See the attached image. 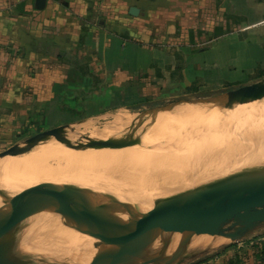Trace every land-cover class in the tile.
Returning <instances> with one entry per match:
<instances>
[{
  "label": "rangeland",
  "instance_id": "1",
  "mask_svg": "<svg viewBox=\"0 0 264 264\" xmlns=\"http://www.w3.org/2000/svg\"><path fill=\"white\" fill-rule=\"evenodd\" d=\"M49 1L52 2V0ZM53 1L59 3L60 0ZM252 1L244 0L243 7H239L236 11H234V7L224 6L227 11H225L227 17L224 20L228 23L229 31L226 33L222 31L223 33L219 32L215 35L205 34L210 31L213 32L220 27V24L217 23L220 20L219 9L222 7V0L218 2L220 5L207 2L208 5L206 4L207 6L204 8H196L195 6L189 8L181 7L178 0H132L130 5L139 9V14L136 17L128 15L129 6L123 4V2L111 7L99 6L95 8L92 6L86 9L73 7L71 12L74 15H71L72 17H69V19H65L66 28L64 29V35H56L55 27V31L51 30V33L54 34L41 36L45 40L35 41V45L31 43V45L38 46L40 50L31 51V63L27 66H20L21 70L17 72V76L20 79L19 83H17L18 88L9 91L8 86H0V152L29 138L33 134L56 127L68 126L58 132L61 135L59 139L50 142L49 146L43 151L38 153L30 152L21 156L23 157L21 159L2 162L15 165L21 162V165L28 163V166H31L34 163L33 161H35L33 165L37 162L40 165L44 160V162H47L49 160L48 157H53L58 150L60 153L62 147L65 149L69 147L67 150L71 148L70 151H77V147L81 149L88 144L91 136L95 134L93 136L95 137L98 132L106 131V129L112 127L110 131H106V137L103 136L105 145L99 151L100 156L98 159L94 158L101 169V174L98 177L102 180L94 184V186L91 185L93 188H90L81 184L78 187L77 184L79 183L76 184L75 180L66 179L67 177L71 178L70 176H66L65 179L68 183L65 180L66 184H64L65 182L62 180L64 177H59L61 179L58 182H63L59 183L61 185L59 191H56L58 188L52 190V187H56V183L58 184L57 177H55L56 181L51 179L53 182L51 184L53 185L55 181V185L50 186V188L43 185V189L40 191L41 186L36 184L37 180L33 182L35 183L34 185L29 182L25 184L23 181H20V183L15 181L19 185H22V183L24 185H27V183L31 184L33 186L31 188L27 185L31 191L29 189H21L26 186L22 185L23 187H19L18 184V188L15 187L16 184H14L15 189L13 185H11V188L10 183L7 184L8 187L4 188L3 186L5 191H1L5 182L2 184L0 181V195L11 197L17 203H26L30 200L31 206L36 208H39L40 203H42L53 209H85L93 211L110 221L122 222L125 219H123L121 213L119 214V211L123 209V204L118 201L121 193H116L121 189L119 187L112 188L113 190L110 189L115 194L111 195V192H108L110 187L107 186V183L119 179L117 182L125 180L138 182L139 187L146 185L170 186L171 178L174 174L177 176L182 174V176L187 178L189 175L188 171H193L194 164H196L195 158L197 161L200 158L199 155L201 156V145L202 149L204 148L205 151L211 152L213 150L209 148L210 144L216 145L228 140L227 138L224 140L215 139L218 138L217 136L221 132L223 134L227 133L225 135L229 136L230 138H228L232 141L234 138L238 139L239 133L241 134L244 131L246 124L249 128L251 127V131L245 129L248 133L258 129L263 122L262 120L258 126L253 125V127L246 122L245 124L242 121V117L228 119L229 121L225 119L229 123L241 125L242 131L239 132H233L232 128H228V126L229 131L225 132L220 127V124L217 123H213L212 126L211 124L204 126L200 124V120L197 122V119H195L190 124L186 120L187 124L180 125V127L179 125L171 126V128H174L172 130L168 127L165 131L164 127L165 133L162 130L164 135L160 137H163L160 149L147 147L145 142L148 134L143 133L139 129H135L130 133L121 130V126L124 123H138L131 114L145 116L150 109L166 102L179 99L206 98L222 91L252 84L263 79L264 35H258V33L264 31V25L259 27L253 24L264 17V8L262 6H260V9L258 6L251 8ZM254 1L264 4V0ZM35 10L38 11V9ZM140 10H142L141 13ZM37 11L31 12V19L35 17L34 15H37ZM232 12L235 13L232 14ZM231 17L235 25L229 23ZM99 20L103 21V27L98 24ZM88 26L92 27L95 32L105 30L116 33L117 35L111 36L134 42V44L148 51L138 49L126 42L123 48L119 50L122 51V55H124L128 63L118 69L113 68L114 66L109 68L104 63L102 56L97 52L99 42L107 40V38L102 39L98 35H92L87 44L85 42L87 39L85 33ZM235 26L237 27L236 29ZM233 29L234 31L232 32L231 30ZM37 30L42 33L43 26L38 25L35 31ZM130 32H132V35H128ZM184 32H189V34L191 32L193 35H181ZM116 49L118 48L112 47L111 50ZM22 52V49H19L18 54L20 57L23 56ZM130 65L133 67L140 66L142 70L132 74L129 71ZM148 66L150 67L147 70H143ZM81 87L92 90V94L86 95L85 98H93L94 102L87 101V107L83 106L82 103V105L76 103V101H79L78 98L81 97ZM7 91L14 93L12 94L13 96H10V93L7 96ZM262 99L253 101L254 104L249 102L245 106L249 107L248 104L253 106L262 103L264 101ZM67 106L73 107V116L66 110ZM80 106L87 113L94 111V115L75 122L70 121L72 117L78 116L77 113H79L78 109ZM199 106H183V108L167 113V115H175L179 111L180 113L184 112L187 108V110L196 109V111H199L202 108V106ZM241 107L243 106H234L233 109ZM222 110H225V108L206 113L197 111V113L198 117H207ZM165 114L159 115L164 116ZM91 131L94 132L93 135L90 134ZM75 132L78 135L73 140L70 139ZM51 135L47 134L45 138L48 139ZM166 137H169L168 141L170 137H172V140L174 139V143L172 140L169 142L171 146L168 144L169 146L165 147L164 140ZM177 138L182 141L178 142ZM211 138L215 140L210 141L209 139ZM69 139L72 141L67 146L64 143ZM167 140L165 141L166 143H168ZM189 141L193 142V145ZM163 143L164 146L162 147ZM187 163L188 167L185 166ZM18 164L20 165V163ZM192 165L193 167H191ZM172 168L174 169L172 170ZM178 168L181 174L175 172V169L179 171ZM122 175L123 178H119ZM153 176L161 177L162 180L153 182L151 181L152 179L154 180ZM189 176L188 178H194L195 174ZM69 180L74 182H69ZM221 180L223 179L218 177L210 178L209 180L205 179V181L201 180L202 183H199V186L179 189L178 191V188H176L174 192L171 191L164 198L156 199L154 203L186 194L205 186L219 185V183L221 185L222 182L227 184V182ZM40 181L42 182V180H39V183ZM46 181L50 183L48 179ZM46 181L43 180L42 184L46 183ZM114 183L117 184L112 182L110 186ZM72 189L77 191H75L76 194L72 193ZM78 192L84 198L78 195ZM116 194L120 196L118 195L119 197H117ZM98 196L99 198L97 199ZM94 197L97 200L95 203ZM100 197H105L106 200ZM145 207L142 206L138 208V212L127 215L126 220L137 216ZM10 212L13 211L9 210L5 203L0 200V213ZM250 242L264 243V226L250 233L243 240L244 245ZM7 244H9L7 241L0 243V250ZM237 244L232 247H215V245L205 254L185 259L183 264H196L200 260H204L201 264H216L215 256H219L225 247H228L229 251L235 250ZM248 253L249 251L247 252L245 246H243L241 257Z\"/></svg>",
  "mask_w": 264,
  "mask_h": 264
},
{
  "label": "water",
  "instance_id": "2",
  "mask_svg": "<svg viewBox=\"0 0 264 264\" xmlns=\"http://www.w3.org/2000/svg\"><path fill=\"white\" fill-rule=\"evenodd\" d=\"M45 0H35L42 9ZM130 16L139 9L130 7ZM104 24L100 22V26ZM264 98V78L252 84L222 91L197 99H179L153 107L145 116L131 114L140 123L153 121L159 113L190 105L227 108L246 105ZM68 126L37 133L0 152V160L29 154L40 144L49 142L47 134L58 133ZM88 144L78 152L86 151ZM6 207L13 211L0 214V243L27 238L35 245L55 253L48 264H183L217 246H229L244 240L264 226V167L247 182L205 186L192 192L160 200L145 207L137 216L122 222L110 221L90 210L53 209L31 201L17 203L0 195ZM51 221V222H50ZM53 224L58 226L51 228ZM57 227L89 238V255L61 241ZM175 245L169 257L161 252ZM84 260H83V259Z\"/></svg>",
  "mask_w": 264,
  "mask_h": 264
},
{
  "label": "bare ground",
  "instance_id": "3",
  "mask_svg": "<svg viewBox=\"0 0 264 264\" xmlns=\"http://www.w3.org/2000/svg\"><path fill=\"white\" fill-rule=\"evenodd\" d=\"M262 100H264V99H262ZM253 104H254V102H253ZM191 106H194V105H190L189 107H191ZM200 106H202V105H200ZM242 106L243 107L238 108V109L232 108V109H225V110H222L220 112L218 111V113L207 116V117H205V116H199L198 117V113H197L198 110L197 111H196V109L195 110H193V109L187 110L188 109L187 108L186 111L183 110L184 112H181V113L179 111V113H177L175 115L174 114L173 115H167V113H166L165 114L166 116L165 115L160 116L159 114H163V113H159L158 114L159 116H156L154 118V120L151 122H149V120H147L144 123H140V122L134 123L133 122L131 124H125L124 123L122 126L120 125L121 130L123 132L130 133L131 131H134L135 129H139L143 133H147L148 137H147L146 142H145L146 146L151 147V148L153 147V149H154V147H157V149H158L159 147L161 148L160 145H161V141H162L163 137L162 138H160V137H161V135H164L166 128H168V127L171 128V126H174V125H177V126L179 125V127H180V125L183 126V124L186 123V120L190 124L191 121L197 119V122H198V120H200L201 121L200 124L204 125V126L206 124H211V126H212L213 123H217V124H220V127L225 132L229 131V129H228L229 127L232 128L231 130L233 132L242 131L241 125H236L234 123H233L234 124L233 125L232 123L228 122L229 121L228 119H234L236 117H242V119H243L242 121H244V123L246 122L248 124H251L252 126L253 125L258 126L259 123L261 122V120L263 121L261 123V126L258 129L253 130L252 133L246 132L247 130H245V129H248V131H251L250 130L251 127L249 128L247 126V124L245 123L247 127L246 126H245L246 128L244 127V129H243L244 131H242L241 134L239 133L238 139L234 138L233 139L234 141L233 140L231 141L229 139L230 137L225 135L227 133L224 132L225 134H223V132H221L217 136L218 138H215V139L224 140L225 138H227L228 140H226L220 144H216V145L210 144L209 148H211V150H213L211 152L205 151L204 148L202 149L201 148L202 145L198 143L199 145H201L200 146L201 156L199 155L200 158H198L197 161L195 158L196 164H194L193 171H188L186 168H184V169H186V171H188L189 175L195 174L194 178H188L190 176L187 173H185L188 175L187 178L182 176V174L180 173V170L178 168L179 171H177V169H175L176 170L175 172H177V173L179 172L181 174V176H177L176 174H174V176L171 178L172 182L170 183V186H167V187L155 186V185H146V186H140L139 187L138 182L131 181V180L130 181L120 180L123 182H117L119 179L112 181V182L117 183V184H115V183L112 184V186H110V184L112 182L107 183V186L110 187V188H108L109 193L111 192L110 189L113 190L117 187H119L122 190V191L119 190V192L118 191L116 192V190H114V191L116 193H119V194L121 193V196L119 194H116L117 197L120 196L119 199L118 198H116V199H118V201H121L123 204L122 205L123 209L122 210L120 209L121 204H120V208H119L121 210V211H119V214L121 213V215L123 216V219L126 220L127 215H130L134 212H138L139 211L138 208H140L142 206H146V207L151 206L152 203H154V201L156 199L164 198L169 192H171V191L174 192V189L178 188L177 189V191H178L179 189L181 190L184 188L185 189L186 188H192V187L198 185L199 183H202L201 180L205 181V179L209 180L210 178L214 179L216 177L222 178L223 180H221V181H225V182L229 181V182H233V183L247 182V181L253 180L254 177L256 176V174L262 169V167H264V101L262 103H259V104L253 105V106H250V104H248L249 107H246L247 105L246 106L242 105ZM179 108H183V107H178V108L174 109L173 111H175ZM219 109H221V108H211L209 106H202V108L198 112L199 113H201V112L206 113V112H210L212 110L217 111ZM225 119H227L228 121H225ZM237 122H235V123H237ZM244 123H243V126H244ZM204 126H202V127H204ZM227 126H228V128H227ZM164 127H165V131L163 130ZM213 127H215V126L213 125ZM253 127H252V129H254ZM109 128L112 129V127H109ZM172 128H171V130H172ZM196 128H197V126H196ZM199 128H200V125H199ZM110 129H106V131H108V130L110 131ZM162 130L164 132L163 134H162ZM103 131L98 132L95 137H93L95 135L94 132L91 131L90 134H92V135L94 134L93 136H91V138L93 140H92L89 148L86 151H83V152L70 151L71 148H70V150H67L69 147L67 149L62 147V149L60 150V153H59V150H58V152L55 151L56 152V154H54L55 156L54 155H53V157L51 156L52 158L48 157L49 160L47 162H44L45 160L43 162H41V164H40L41 166L39 165L38 162L36 163L37 165L36 164L33 165L35 163V161H33L34 163L32 165L30 164L31 166H28V163L21 165V162H18V163H20V165L17 162H14V163H17L18 165L17 164L16 165L10 164V163H2V162L18 160V159L23 158L21 156L20 157H8V158H5L3 160H0V162H1L0 163V181L2 182V184H4V182H5V184L2 185L3 190H1V191H5L4 188L6 186L8 187V185H7L8 183H10V186L13 185V188H14V184H16L15 185L16 188H18V186L21 187L23 185L24 187L25 186L26 187L21 188V189H27V190L29 189L31 191L30 188L33 187V186H31V184L33 182H36V180L38 182V183L36 182V184L41 186L39 189V191H40L41 189H43V185H45V187L50 188V186L52 187L53 185H55L56 180L58 182L62 177H64L62 179V180H64L63 182H65L66 179L67 180L73 179L76 181L75 182L76 184L79 183V184H77V186L81 184L83 186H86V187L89 186L90 188H93L91 185L94 186V184H96L102 180L98 177L101 174V169L99 167L98 162H96V160H94V158L98 159V157L100 156L99 151L105 145V141H104L105 138H103V136L106 137L107 134H105L106 133L105 130H103ZM171 132H173V131H171ZM233 132H232V135H233ZM77 135L78 134L76 132H75V134L73 133L71 135L70 139L73 140V138H75ZM60 136L61 135L58 133L52 134L48 138L49 142H47L46 144L38 145L31 152L38 153V152L43 151L44 149H46L49 146L50 142L58 140ZM225 136H227V137H225ZM171 138L172 137H170L169 141L167 140V139H169V137L168 138L166 137V139L164 138L165 139L164 140L165 147L166 146L168 147L171 144V143L169 144V142L172 140ZM70 139L67 142L65 141L64 144L69 146L71 144L70 142L72 141V140L70 141ZM178 139L179 138H177V140ZM215 139L211 138L209 140L214 141ZM166 140L168 141V143L165 142ZM173 140H172V142H173ZM180 140H178V142H180ZM189 142H191V141H189ZM164 143H163L162 147L164 146ZM175 143H176V141H175ZM191 143L193 145V142H191ZM188 144L190 145V143H188ZM75 145H74V147H75ZM203 145H205V144H203ZM74 147H72V149H74ZM183 147H185V146H183ZM249 148H250V150H248ZM77 150H78V147H77ZM198 152H199V150H198ZM195 156H196V154H195ZM197 157H198V155H197ZM191 163L193 164V162H191ZM187 165H188V163L185 166L188 167ZM179 166H181V165L179 164ZM189 167H190V165H189ZM191 167H193V165ZM173 169L174 168H172V170ZM205 171H206V173L208 172L209 175H211L214 178L207 175L208 173L206 174ZM66 176H70L71 178H68V177L66 178ZM55 177H57L58 179L55 180ZM59 177H61V178L59 179ZM119 178H123V175ZM46 179H48V181H50V183H47ZM51 179L55 180L53 185L51 184V183H53ZM30 180H31V182H30ZM39 180H42V182H43V180H45L46 183L42 184L41 181L39 183ZM70 180H69V182H74V181H70ZM160 180H162L161 177H154V180L152 179L151 181L155 182V181H160ZM15 181H19V183H20V181L21 182L23 181V183L25 182V184H26V182H29L31 184L29 185L27 183V185H29L30 188L27 185H24L23 183H22V185L21 184L19 185V183L15 182ZM60 182L63 183L62 181H60ZM60 182H58V184L56 183V187L53 186L55 189L52 187V190H56L58 188V190H56V191H59L61 188L60 187L61 185H59ZM11 183H13V184H11ZM67 183H68V181H67ZM17 184H18V186H17ZM34 184L35 183H33V185ZM47 184H50V185H47ZM64 184H66V182ZM222 184H224V182H222L221 185ZM219 185H220V183H219ZM3 186H4V188H3ZM39 186H38V188H39ZM83 186H80V187H83ZM34 187H36V186H34ZM11 188H12V186H11ZM104 189H105V187H104ZM75 191L76 190L73 191V189H72V193H75ZM21 193L24 194L23 192H21ZM25 194H26V192H25ZM77 194L80 195L81 197L83 196L79 192ZM110 194L112 195V194H114V192L112 191ZM99 196H102V195H99ZM99 196L97 197V199L99 198ZM83 198H84V196H83ZM100 198H103V197H100ZM103 199H105V197ZM93 200H94V203H95V201L97 202L95 197L93 198ZM99 201H100V199H99ZM113 203H115V202H113ZM116 204H118V203H116ZM117 209H118V207H117ZM94 211H96V210H94ZM112 212H114V211H112ZM0 214H2V213H0ZM125 220H123V221H125ZM50 226H51V223H50ZM56 226H58V224H53L51 226V228L56 227ZM56 233L59 236V239L61 241H65L71 247L74 246L77 249L83 251V253L85 255L90 254V250L88 249V247H86V244L89 245L91 243V240L89 238L77 235V234H75V233L71 232L70 230H67L66 228H63V227H57ZM27 240H28L27 238H22V239L17 238V239L8 240L7 243H9V244H7L5 247H3L2 250H0V264H48L45 262V259H50V260L54 259L55 253L48 251L44 248H41V247H39V246H37V245L27 241ZM215 245H216V243L213 246H215ZM174 246L175 245H169L168 247H166L161 252V256L163 258L169 257L170 254L172 253V251L174 250Z\"/></svg>",
  "mask_w": 264,
  "mask_h": 264
},
{
  "label": "crops",
  "instance_id": "4",
  "mask_svg": "<svg viewBox=\"0 0 264 264\" xmlns=\"http://www.w3.org/2000/svg\"><path fill=\"white\" fill-rule=\"evenodd\" d=\"M34 1L35 0H0V86H8V89H10L9 91H12V89L14 88H18L17 83H19L20 79L17 76V72L21 70L20 66H27L31 63V51L40 50L38 46H34L35 41L45 40L41 37L42 35L54 34L51 33V30L53 29L55 31V27L57 32L56 35L65 34V19H69V17H72L71 15H74V13L71 12L73 7L77 9H86L92 6L95 8L99 6L111 7L121 4V2L129 6L128 9L130 7H133L130 5V1L132 0H60L59 3H56V1L53 0L52 2H50L49 0H45L44 7L42 9H38L37 11L34 7ZM207 2H213L214 4L218 3L219 0H178L179 5L186 8H189L191 6H195L196 8H204L208 5ZM221 5L223 8L221 7L219 9L220 20L217 23L220 24V27H218V29L213 32L210 31L205 35H215L222 31L224 33L228 32V23L226 22V20H224L225 17H227V11L225 10L224 6L234 7V11H236V9H238L239 7H243L244 0H222ZM253 6H258L259 9L260 6L264 8L263 3L254 0L252 1L251 8H253ZM33 11H37V15H34L35 17L31 19V12ZM141 12L142 10H140V13ZM234 13L235 12H232V14ZM229 20H231L229 21L230 24L235 25L232 17ZM100 22L103 23V21L99 20V25ZM38 25L43 26L42 33L38 30L35 31ZM253 25L259 27L263 26L264 17H262ZM236 28L237 27L235 26V29ZM231 31L233 32L234 29ZM86 35L87 39L85 40V42L87 44L89 43L88 40L92 35H98L102 39L107 38V40L99 42L97 52L100 56H102L104 63H106L109 68L114 66L113 68L118 69L128 63L127 59H125L124 55H122V51L119 50L120 48H123V45L126 42H129L138 49L148 51L147 49L134 44V42L125 41L123 39L111 36L117 35L116 33L108 32L105 30L95 32L90 26L87 27L85 36ZM128 35H132V32H130V34ZM161 35H163V33H161ZM181 35H193V33L190 32L189 34V32H184ZM258 35H264V31H260ZM31 43H33L34 45H31ZM112 47H117L118 49L111 50ZM19 49H22L23 51V56L21 57L18 54ZM149 67L150 66L146 67L143 70H147V68ZM138 70H142L140 66L133 67L130 65L129 71L132 74H136ZM9 91H7L6 93L7 96L10 93ZM12 94L14 93H10V96H13ZM243 246H245L247 252L249 251V253L241 257ZM214 258L216 259V264H264V243L250 242L249 244L244 245L242 240L237 244L235 250L229 251V248L225 247V249L222 250V253H220L219 256H215Z\"/></svg>",
  "mask_w": 264,
  "mask_h": 264
},
{
  "label": "trees",
  "instance_id": "5",
  "mask_svg": "<svg viewBox=\"0 0 264 264\" xmlns=\"http://www.w3.org/2000/svg\"><path fill=\"white\" fill-rule=\"evenodd\" d=\"M90 93L92 94V90L91 89L88 90V89H86V87H81V89H80V95H81V97L78 98L79 101H76V99H75L76 103L79 104V105H82L83 104V106L87 107V105H88L87 104V101L94 102V99L93 98H85V96L88 95V94H90ZM81 107L82 106H80V108L78 109L79 110V113H77L78 116L77 117H72L71 120L69 119L70 121L75 122L77 120L85 119V118H88V117H91L92 115H94V111L87 113L86 110H83V107L82 108ZM66 108H67L66 110L69 113H71L72 116H73L74 115V113L72 111V110H74L73 107L67 106ZM229 246H233V245H229ZM203 262H204V260H200L196 264H201Z\"/></svg>",
  "mask_w": 264,
  "mask_h": 264
},
{
  "label": "flooded vegetation",
  "instance_id": "6",
  "mask_svg": "<svg viewBox=\"0 0 264 264\" xmlns=\"http://www.w3.org/2000/svg\"><path fill=\"white\" fill-rule=\"evenodd\" d=\"M36 134H37V133H36ZM33 135H35V134H33ZM33 135H32V136H33Z\"/></svg>",
  "mask_w": 264,
  "mask_h": 264
}]
</instances>
